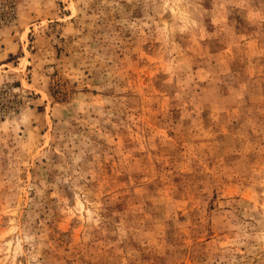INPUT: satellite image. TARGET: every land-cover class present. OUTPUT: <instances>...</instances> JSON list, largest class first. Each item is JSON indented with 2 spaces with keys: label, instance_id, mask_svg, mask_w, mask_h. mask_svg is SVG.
I'll list each match as a JSON object with an SVG mask.
<instances>
[{
  "label": "rangeland",
  "instance_id": "1",
  "mask_svg": "<svg viewBox=\"0 0 264 264\" xmlns=\"http://www.w3.org/2000/svg\"><path fill=\"white\" fill-rule=\"evenodd\" d=\"M0 264H264V0H0Z\"/></svg>",
  "mask_w": 264,
  "mask_h": 264
}]
</instances>
